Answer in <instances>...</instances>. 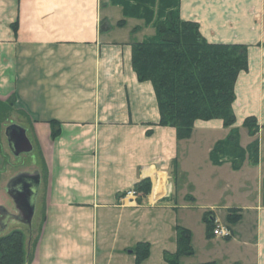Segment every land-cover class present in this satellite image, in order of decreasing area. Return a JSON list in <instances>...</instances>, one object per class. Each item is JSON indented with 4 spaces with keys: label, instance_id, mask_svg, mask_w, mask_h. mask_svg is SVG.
<instances>
[{
    "label": "crops",
    "instance_id": "1",
    "mask_svg": "<svg viewBox=\"0 0 264 264\" xmlns=\"http://www.w3.org/2000/svg\"><path fill=\"white\" fill-rule=\"evenodd\" d=\"M179 15L209 43L247 46L233 127L242 148L257 142L256 164L211 163L229 133L221 120L195 121L182 140L158 125L152 84L138 81L131 64L132 43L147 37L142 20L124 19L108 0H0V101L15 97L25 120L16 124L32 146L29 165L0 196V220L37 230L29 264H167L176 226L189 230L193 249L181 264H264V0H180ZM251 116L254 136L242 126ZM50 121L60 124L55 139ZM145 178L148 195L124 197ZM27 183L35 191L29 217L17 195ZM230 210L239 216L233 224ZM205 213L230 236L206 231ZM143 242L149 255L136 263L133 248Z\"/></svg>",
    "mask_w": 264,
    "mask_h": 264
},
{
    "label": "trees",
    "instance_id": "2",
    "mask_svg": "<svg viewBox=\"0 0 264 264\" xmlns=\"http://www.w3.org/2000/svg\"><path fill=\"white\" fill-rule=\"evenodd\" d=\"M180 0H109L120 6L125 18L143 21L144 26L153 25L155 35L132 43L131 64L138 81L152 84L159 111L160 126L175 129L178 140L190 137L194 122L218 119L227 136L215 143L209 158L212 164L228 161L234 170L245 159L257 163L258 145L253 141L246 148L239 145L232 104L235 100L234 84L238 74L247 70V46L241 44L209 43L201 35L194 21L183 20L179 15ZM117 22L123 26L125 20ZM16 26H14V29ZM15 110V97L0 101V127L10 119ZM51 138L60 132V124L49 122ZM242 126L250 136L258 130L255 117L244 119ZM134 189L140 194L138 201L150 193L148 178L140 180ZM230 210L228 223H235L239 216ZM206 231L212 233L213 220L203 215ZM176 250L165 252L167 264H181L180 258L190 256L193 249L191 234L186 228L176 226ZM36 239L33 242L34 246ZM149 244L138 243L133 248L136 263L149 255ZM32 253L25 251L23 233L17 229L0 236V264H29ZM200 264H215L214 262Z\"/></svg>",
    "mask_w": 264,
    "mask_h": 264
},
{
    "label": "rangeland",
    "instance_id": "3",
    "mask_svg": "<svg viewBox=\"0 0 264 264\" xmlns=\"http://www.w3.org/2000/svg\"><path fill=\"white\" fill-rule=\"evenodd\" d=\"M109 4V0H108ZM116 10V9H112ZM119 17V16H118ZM146 36L152 37L155 35V28L153 25L146 26ZM24 117L18 111L14 110L11 113L10 119L5 122L0 127V196L4 198L9 196V182L11 179L15 177V175L24 170L27 165L30 163V154L29 153H21L19 155H15L13 151L9 148L7 138L5 136V127L10 123H19L21 125H25ZM243 138L245 141H248L249 137L246 132H244ZM180 186V185H179ZM10 206V202H9ZM1 219V217H0ZM22 225L12 223L11 220L6 221V217L2 216V220H0V236L11 232L12 230H19L23 233L24 236V248L25 251L29 248L31 250L33 242L36 239V229H32L31 232L28 231L27 227Z\"/></svg>",
    "mask_w": 264,
    "mask_h": 264
},
{
    "label": "water",
    "instance_id": "4",
    "mask_svg": "<svg viewBox=\"0 0 264 264\" xmlns=\"http://www.w3.org/2000/svg\"><path fill=\"white\" fill-rule=\"evenodd\" d=\"M5 136L7 138L8 146L15 155L21 153H28L32 146L26 137L25 129L18 124H10L5 128ZM18 196H22L27 200L26 207L28 211V217L32 212V202L34 200L35 191L33 189H25L24 192H20ZM25 221V220H24Z\"/></svg>",
    "mask_w": 264,
    "mask_h": 264
},
{
    "label": "built area",
    "instance_id": "5",
    "mask_svg": "<svg viewBox=\"0 0 264 264\" xmlns=\"http://www.w3.org/2000/svg\"><path fill=\"white\" fill-rule=\"evenodd\" d=\"M139 193L136 192L135 189H130L127 192H125L124 197L131 198L133 200H136L139 197ZM212 234L214 236L222 237V238H228L230 236V230L227 226L224 225H215Z\"/></svg>",
    "mask_w": 264,
    "mask_h": 264
},
{
    "label": "bare ground",
    "instance_id": "6",
    "mask_svg": "<svg viewBox=\"0 0 264 264\" xmlns=\"http://www.w3.org/2000/svg\"><path fill=\"white\" fill-rule=\"evenodd\" d=\"M163 185H164V176L161 177V179L157 183H154L153 193L156 196L163 191ZM153 193H152V197H154Z\"/></svg>",
    "mask_w": 264,
    "mask_h": 264
},
{
    "label": "flooded vegetation",
    "instance_id": "7",
    "mask_svg": "<svg viewBox=\"0 0 264 264\" xmlns=\"http://www.w3.org/2000/svg\"><path fill=\"white\" fill-rule=\"evenodd\" d=\"M10 124H16V123H10ZM10 124H8V125H10ZM8 125H7V126H8ZM27 184H28V186H27V185H21L19 189H20V190L22 189V192H23L25 189H31V188H32V183H27ZM20 190H19V191H20ZM19 191H17V194L20 195L21 193H20ZM0 212H1V210H0ZM7 215H9V214H7ZM8 217H9V216H8ZM12 218H13V217H9V218H8V221L11 220Z\"/></svg>",
    "mask_w": 264,
    "mask_h": 264
}]
</instances>
